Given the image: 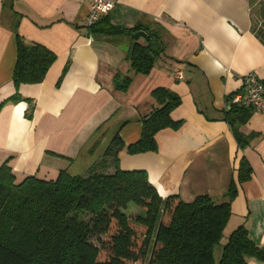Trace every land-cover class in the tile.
Returning <instances> with one entry per match:
<instances>
[{
	"label": "crops",
	"instance_id": "crops-1",
	"mask_svg": "<svg viewBox=\"0 0 264 264\" xmlns=\"http://www.w3.org/2000/svg\"><path fill=\"white\" fill-rule=\"evenodd\" d=\"M113 1L114 9L89 29L88 0H0V104L15 92L17 33L56 54L42 82L20 86L30 103L0 107V165L8 159L17 179L55 178L61 169L87 174L118 133L120 169L145 171L163 198L178 194L190 202L209 194L221 203L233 179L237 194L224 234L243 225L264 247V114L251 111L239 125L244 147L224 119L229 99L244 92L243 74L255 71L264 81V1ZM108 24L126 31L105 33ZM135 30L150 32L162 47L148 74L135 73L127 59L135 41L145 42ZM126 76L131 82L122 89ZM157 88L180 97L170 117L181 124L156 133L155 151L131 153L142 117L159 105ZM242 158L252 176L239 183Z\"/></svg>",
	"mask_w": 264,
	"mask_h": 264
},
{
	"label": "trees",
	"instance_id": "trees-1",
	"mask_svg": "<svg viewBox=\"0 0 264 264\" xmlns=\"http://www.w3.org/2000/svg\"><path fill=\"white\" fill-rule=\"evenodd\" d=\"M264 1V0H262ZM105 33L125 32L103 25ZM144 31V30H143ZM145 42L135 41L127 55L135 73L148 74L162 51L156 38L144 31ZM138 38L139 34L133 35ZM16 62L12 72L15 92L1 102L26 101L19 94L23 84H38L56 60L44 45L16 34ZM131 77L118 86L126 89ZM159 105L142 117L141 138L127 147L131 153L155 151V135L166 127L177 128L171 110L180 97L168 89L153 91ZM225 112L240 147L246 140L239 125L251 110L232 102ZM33 107L28 105L26 116ZM123 148L118 133L104 157L87 174L59 170L55 178L36 175L17 179L8 159L0 165V264H247L250 258L264 260V247L239 225L228 234L231 201L237 194L232 179L227 200L217 203L209 194L183 201L178 194L162 197L143 170H122L118 152ZM110 156V163H109ZM113 166L114 171L107 169ZM252 168L242 158L237 181H248ZM133 204L141 212L128 214ZM225 238V240H223ZM221 246L218 259L215 248Z\"/></svg>",
	"mask_w": 264,
	"mask_h": 264
},
{
	"label": "built area",
	"instance_id": "built-area-1",
	"mask_svg": "<svg viewBox=\"0 0 264 264\" xmlns=\"http://www.w3.org/2000/svg\"><path fill=\"white\" fill-rule=\"evenodd\" d=\"M115 6L113 0H88V11L84 21V26L92 28L105 16H107ZM181 73L177 76L181 77ZM244 92L236 94L232 102L249 108L256 113L264 114V81H262L255 71H248L242 75Z\"/></svg>",
	"mask_w": 264,
	"mask_h": 264
},
{
	"label": "rangeland",
	"instance_id": "rangeland-1",
	"mask_svg": "<svg viewBox=\"0 0 264 264\" xmlns=\"http://www.w3.org/2000/svg\"><path fill=\"white\" fill-rule=\"evenodd\" d=\"M107 142H108V139L106 138V139L103 140L102 143L105 144ZM77 166H79V168H80L81 164L79 163L75 167H77ZM79 174L82 175L84 173L80 171ZM18 179H20V176H18ZM135 210H136V208H134V207L133 208H128L126 212L128 214L135 213L136 212ZM223 240H225V238ZM220 252H221V246L219 245L218 247L215 248V257H216V259H218ZM148 258H149V253H148L147 257L144 259V261L137 262V263H129V264H147L148 263Z\"/></svg>",
	"mask_w": 264,
	"mask_h": 264
},
{
	"label": "water",
	"instance_id": "water-1",
	"mask_svg": "<svg viewBox=\"0 0 264 264\" xmlns=\"http://www.w3.org/2000/svg\"><path fill=\"white\" fill-rule=\"evenodd\" d=\"M140 33H144V31L143 30H135V31L131 32L132 35H137V34H140Z\"/></svg>",
	"mask_w": 264,
	"mask_h": 264
}]
</instances>
